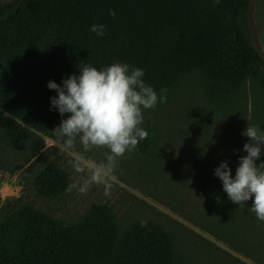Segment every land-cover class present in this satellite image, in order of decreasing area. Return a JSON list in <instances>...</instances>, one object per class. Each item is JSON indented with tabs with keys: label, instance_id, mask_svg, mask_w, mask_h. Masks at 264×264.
<instances>
[{
	"label": "trees",
	"instance_id": "obj_1",
	"mask_svg": "<svg viewBox=\"0 0 264 264\" xmlns=\"http://www.w3.org/2000/svg\"><path fill=\"white\" fill-rule=\"evenodd\" d=\"M0 4V136L8 146L33 145L53 135L69 114L61 116L52 106L58 93L48 84L62 87L86 63L98 70L114 63L144 69L145 83L167 97L156 107L172 100L187 74H197L210 105L235 118L246 117L250 102L252 121L264 132V59L251 37V0ZM94 24L106 26L103 37L91 31ZM142 128L148 137L136 147L153 154L159 130ZM25 179L26 188L46 201L60 198L71 183L66 169L55 164ZM178 257L163 225L141 219L122 228L106 203L93 206L76 222L24 197L7 200L0 210V264H176Z\"/></svg>",
	"mask_w": 264,
	"mask_h": 264
},
{
	"label": "rangeland",
	"instance_id": "obj_2",
	"mask_svg": "<svg viewBox=\"0 0 264 264\" xmlns=\"http://www.w3.org/2000/svg\"><path fill=\"white\" fill-rule=\"evenodd\" d=\"M249 15L253 44L264 59V0H251ZM142 112L140 127L154 125L158 145L153 154L136 147L119 158L118 182L107 196L102 185L93 184L86 194L74 190L43 200L26 188L25 176L31 172L60 165L71 183L82 182L85 174L74 171L72 158L53 143V135L16 146L1 142L0 136V210L7 200L24 197L76 222L93 206L106 203L122 228L141 219L163 225L177 247L176 264H264V221L251 211L254 198L239 211L215 175L227 162L234 178L240 157L248 155L244 145L251 141L244 132L254 125L250 102L246 117H225L206 101L201 78L187 74L167 105ZM77 150L83 151L79 143ZM105 151L94 148L86 155L99 160ZM262 162L260 155L257 166Z\"/></svg>",
	"mask_w": 264,
	"mask_h": 264
},
{
	"label": "clouds",
	"instance_id": "obj_3",
	"mask_svg": "<svg viewBox=\"0 0 264 264\" xmlns=\"http://www.w3.org/2000/svg\"><path fill=\"white\" fill-rule=\"evenodd\" d=\"M110 14L115 16V11ZM105 27L94 24L91 31L103 37ZM79 71V76L74 74L64 80L62 87L54 81L48 84L58 93V97L51 100L52 106L61 116L69 114L52 132L53 143L72 158L76 173L85 174L82 182L67 186L68 193L75 190L86 194L95 184L102 185L107 196L118 182L115 169L119 158L148 137V132L140 127L142 108L154 109L158 102H166L167 97L158 96L153 87L145 83L144 69L130 67L127 63H114L99 70L86 63ZM244 135L251 142L244 145L248 155L240 157L235 177L227 162L221 163L215 175L223 182V190L233 204L244 206L254 198L251 211L258 220L264 221V162L259 166L256 163L264 146V132L249 124ZM78 143L83 151L77 150ZM94 148L106 149L102 159L86 155Z\"/></svg>",
	"mask_w": 264,
	"mask_h": 264
}]
</instances>
